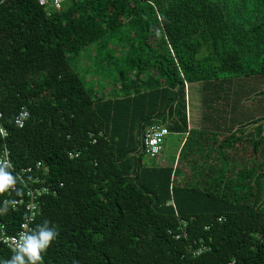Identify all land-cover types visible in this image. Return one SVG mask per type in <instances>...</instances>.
<instances>
[{"label":"trees","instance_id":"trees-1","mask_svg":"<svg viewBox=\"0 0 264 264\" xmlns=\"http://www.w3.org/2000/svg\"><path fill=\"white\" fill-rule=\"evenodd\" d=\"M0 113L14 171L56 190L43 264H264V0H0ZM154 124L184 137L175 166L145 155Z\"/></svg>","mask_w":264,"mask_h":264},{"label":"built area","instance_id":"built-area-1","mask_svg":"<svg viewBox=\"0 0 264 264\" xmlns=\"http://www.w3.org/2000/svg\"><path fill=\"white\" fill-rule=\"evenodd\" d=\"M67 0H37L38 5L45 10L48 16L53 12L61 11L64 3ZM29 112L26 108H22L14 118V124L18 128H23ZM2 114L0 113V165L7 162L9 167L6 168L14 173V180L23 186L22 195L13 202V209L18 210L19 207L24 208L26 213L25 219L14 229L7 223L0 220V249L7 248L13 252L15 244L19 242L21 233L30 234L33 230V222L37 218L40 209L41 201L44 196L55 195L56 190L50 183H47L44 176V167L40 162L34 165L21 168L14 171L13 164L10 158V151L7 146L8 130L2 124ZM170 134L169 130L160 124H154L148 127L144 133L143 144L145 155L150 158H157L163 151V146L166 137ZM92 142H95L93 134ZM80 151H71L68 156L73 159L79 157ZM16 184L11 187V190L16 191ZM186 222H182L180 231L185 234ZM181 234V235H182ZM177 238L180 235L176 236ZM201 250L197 252V255ZM10 260V259H9Z\"/></svg>","mask_w":264,"mask_h":264},{"label":"clouds","instance_id":"clouds-1","mask_svg":"<svg viewBox=\"0 0 264 264\" xmlns=\"http://www.w3.org/2000/svg\"><path fill=\"white\" fill-rule=\"evenodd\" d=\"M9 163L0 165V194L8 193L10 187H14L15 180L5 169ZM18 195L22 193L17 190ZM10 195V193H9ZM48 222L28 233H21L20 240L15 244L13 255L10 260L0 259V264H43L42 253H45L50 244L57 238L58 229L47 227Z\"/></svg>","mask_w":264,"mask_h":264},{"label":"rangeland","instance_id":"rangeland-1","mask_svg":"<svg viewBox=\"0 0 264 264\" xmlns=\"http://www.w3.org/2000/svg\"><path fill=\"white\" fill-rule=\"evenodd\" d=\"M81 65L82 66H80V65L76 66L75 65V67H77V69L80 70L81 76H84L86 71L84 69L82 70V68L84 66L86 67V64L83 63ZM192 87H195V86H192ZM192 92H193V90H192ZM191 97H193V98H191ZM190 99H193L192 103L194 104V106L196 108L198 106V103H199V98H198L197 92L193 96L191 93ZM183 140H184V137L181 135L170 134L169 136H167L165 139V142H164L163 151L161 152L157 162H159L160 164H161V161H164L167 163H172V162L174 163L175 157L178 156V152H179V149L181 147V143Z\"/></svg>","mask_w":264,"mask_h":264},{"label":"crops","instance_id":"crops-1","mask_svg":"<svg viewBox=\"0 0 264 264\" xmlns=\"http://www.w3.org/2000/svg\"><path fill=\"white\" fill-rule=\"evenodd\" d=\"M189 128H190V129H191V128L195 129V128H196V125H195L194 123H190V124H189ZM176 160H177V156L175 157V161H174V163H173V162H172V163H167V162H164V161H162V162H163L164 165H173V166H175V164H176Z\"/></svg>","mask_w":264,"mask_h":264}]
</instances>
